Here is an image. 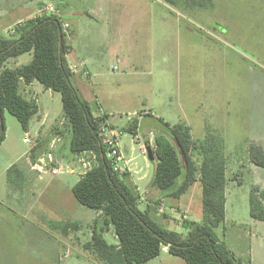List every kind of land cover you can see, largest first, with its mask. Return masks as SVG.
I'll use <instances>...</instances> for the list:
<instances>
[{
	"label": "rangeland",
	"instance_id": "obj_1",
	"mask_svg": "<svg viewBox=\"0 0 264 264\" xmlns=\"http://www.w3.org/2000/svg\"><path fill=\"white\" fill-rule=\"evenodd\" d=\"M53 1L62 24L72 9L90 12L98 21L97 32L109 31L107 50L98 49V68L92 76L81 77V86L73 77L70 80L80 99L109 115L122 155L130 161L133 179L128 183L144 177L140 192L149 187L154 164L140 147L146 139L153 147L163 123L186 124L194 140L203 139L207 128L214 129L224 140L227 158L225 220L214 232L236 261L264 264V241L250 237L249 215L252 186L264 188V169L250 164L247 156L252 141L264 147V0ZM48 2L0 0V35L10 37L7 29L16 18ZM94 5L104 6L102 12ZM31 58L24 54L6 66H21ZM23 90L39 106L42 119L33 118L31 136L40 131V139L28 135L31 143H24L17 119L3 113L0 264H101L84 248L98 212L79 204L71 192L84 170L82 161L91 166L92 156L68 153L69 128L59 93L37 82ZM135 118L139 139L124 131ZM39 142L41 153L32 161L31 150ZM13 164L24 172L21 188L8 185L7 170ZM35 164L42 172L32 169ZM51 166L75 173L51 175ZM144 198L141 208L155 209L158 222L183 235L186 221L202 219L199 182L180 199L162 193L159 199L150 194ZM52 221L76 223L78 229L62 234L50 228ZM261 224L259 231L264 232ZM104 236L116 244L112 228ZM145 264L185 263L163 251Z\"/></svg>",
	"mask_w": 264,
	"mask_h": 264
},
{
	"label": "trees",
	"instance_id": "obj_2",
	"mask_svg": "<svg viewBox=\"0 0 264 264\" xmlns=\"http://www.w3.org/2000/svg\"><path fill=\"white\" fill-rule=\"evenodd\" d=\"M69 51L62 23L57 16L27 19L15 36L0 35V144L5 140L3 113L7 111L28 132L38 116L36 101L26 97L23 87L34 82L61 96L63 118L69 128L67 151L71 155L90 154L92 164L71 192L76 201L98 212L91 227V238L84 245L101 264H145L166 252L185 264H241L236 261L214 229L225 220L227 158L223 138L207 128L201 140H194L184 123L164 124L154 137V171L150 187L165 197L180 199L196 182L201 187L202 219L186 221L185 235L167 229L157 221L155 209L140 206V194L128 183L129 174L113 170L108 148L100 131L109 116L96 113L88 102L79 98L71 83L72 72L66 61ZM32 54L24 65L7 67L9 60ZM137 118L129 121L125 132L138 133ZM39 142L31 150V160L40 155ZM248 159L264 169V149L251 143ZM24 172L16 164L7 170L10 187L21 188ZM264 192L252 187L249 214L264 222ZM51 229L66 234L78 229L76 223H49ZM112 228L116 244H109L105 232Z\"/></svg>",
	"mask_w": 264,
	"mask_h": 264
},
{
	"label": "crops",
	"instance_id": "obj_3",
	"mask_svg": "<svg viewBox=\"0 0 264 264\" xmlns=\"http://www.w3.org/2000/svg\"><path fill=\"white\" fill-rule=\"evenodd\" d=\"M70 1L71 0H67V4H70ZM40 7H38V9ZM94 7H95L94 8L95 11H99V12L101 11L102 12L101 9L104 6L100 7V6L94 5ZM38 9L37 10L33 9L32 11H31V9H27L25 15L30 12L29 15H27L26 17L23 16V17L16 18L12 22L11 26L33 16L38 11ZM94 18L95 17L92 16L90 12H78L76 10L69 9V11L67 12V15L64 17V20H63L68 25V33L65 35V37L67 40V44L69 46V51L66 54L65 58H66V61L68 63V66L72 72V77L75 80L76 85L78 84L77 86L82 85V82L80 81L81 77L88 79L89 77L92 76V71L93 70L95 71L98 68V59L100 58V56L97 53L98 49H102V51L107 50L105 45L108 42L109 31L106 28H104V31L102 32V34L97 32L95 26L98 25V21L95 20ZM102 20H104V22L106 21V19H102ZM94 21H96L97 23ZM11 26H8V28ZM100 34H101V36H100ZM32 85H33V83L31 85H28V87L32 86ZM95 111H96V113L100 112V113L108 115L107 113H105V111L101 107H99ZM37 117H39L38 120L42 119L41 114H39V113H38ZM108 124L112 128L114 127L111 124L110 120H108ZM33 128L35 129V127H32V122H31V126H30L29 131L24 132V135L28 134L31 138L40 139V134H39L40 131H35V136H33V137L31 136V133H32L31 131L33 130ZM210 129H212V128H210ZM212 130H214V129H212ZM219 135H220V133H219ZM148 136H150V134ZM133 137H135L136 139H139L138 133H137V135H135ZM146 137H147V135H146ZM150 141L151 140L146 139L144 141V145H141V147H140L144 154H146V152L144 151L143 148H145V150H146V146L150 144L149 143ZM252 143L260 145L264 149V147L261 145L262 142L257 143L256 141H252ZM119 150H120V147H119ZM120 152H121V150H120ZM121 155H122V152H121ZM247 156H248V154H247ZM122 157H123V155H122ZM123 159H124L123 160V162H124L123 167L127 168L126 173L129 174L128 181H131L133 179V176H132V172L130 171V169L127 165L128 162H130V161L128 160L126 162L124 157H123ZM249 163L252 164L253 166L257 167L250 160H249ZM78 177H79V175H78ZM78 179H77V181H78ZM143 179H144V177H140V178H137L136 180H133L132 183L130 182L131 183L130 185L135 187L137 189V191L139 192L140 199H141L140 201L145 200V198H144L145 194H150L153 199H159V197L161 196V192L150 187V185L144 191V194H142L143 193L142 191L140 192V185L142 186ZM252 187H257V188H259V190L264 192V188L261 187L260 185H253ZM251 221H253L252 224H250V223L249 224L251 225V227L253 229H250V230H253V231L252 232L250 231V237L255 238L257 240L260 239V241H264V232L259 231V228H258L260 221L253 220L252 218H251ZM261 225H264V224H261ZM261 227H264V226H261ZM163 251H167L166 248H164ZM251 256H252V254H251ZM252 259L254 260L253 256H252Z\"/></svg>",
	"mask_w": 264,
	"mask_h": 264
},
{
	"label": "built area",
	"instance_id": "obj_4",
	"mask_svg": "<svg viewBox=\"0 0 264 264\" xmlns=\"http://www.w3.org/2000/svg\"><path fill=\"white\" fill-rule=\"evenodd\" d=\"M41 16H57V17H59L58 8L55 5L53 0H49L48 3L42 5L38 9V11L33 16L29 17L28 19H31V18L34 19V18L41 17ZM26 20L20 21V22L14 24L13 26L9 27L7 29L8 34L10 36H15L17 34V30L23 26V24ZM62 32L64 33V35H66L68 33V25L66 23L62 24ZM100 136L102 138L103 144L106 145L108 148V158L113 161V164H112L113 170L115 172H118V173H123V172L127 171V168L120 165V163L123 162V157H122L121 152L119 150L116 135L114 134V129L108 124V120L105 123V126H103L101 128ZM23 142L26 144L31 143L30 139L28 138V134H25V138L23 139ZM82 165H83L84 170H83V172H79V174H78L79 177L82 176L91 167L87 162H83V161H82ZM32 169H36L37 171L42 172V166L41 165L35 164L34 166H32ZM63 172L70 173V174L75 173L73 169L65 168V170H64L60 166L59 167L53 166L51 168V170L49 171V173L51 175H59V174H62ZM160 211H162V208L160 209Z\"/></svg>",
	"mask_w": 264,
	"mask_h": 264
},
{
	"label": "water",
	"instance_id": "obj_5",
	"mask_svg": "<svg viewBox=\"0 0 264 264\" xmlns=\"http://www.w3.org/2000/svg\"><path fill=\"white\" fill-rule=\"evenodd\" d=\"M146 154H147V158L150 162L153 161L154 157H153V154H152V149L150 148L149 145L146 146Z\"/></svg>",
	"mask_w": 264,
	"mask_h": 264
}]
</instances>
